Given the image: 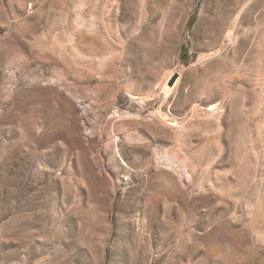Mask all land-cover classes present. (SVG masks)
<instances>
[{
  "label": "rangeland",
  "instance_id": "rangeland-1",
  "mask_svg": "<svg viewBox=\"0 0 264 264\" xmlns=\"http://www.w3.org/2000/svg\"><path fill=\"white\" fill-rule=\"evenodd\" d=\"M0 264H264V0H0Z\"/></svg>",
  "mask_w": 264,
  "mask_h": 264
},
{
  "label": "water",
  "instance_id": "water-1",
  "mask_svg": "<svg viewBox=\"0 0 264 264\" xmlns=\"http://www.w3.org/2000/svg\"><path fill=\"white\" fill-rule=\"evenodd\" d=\"M177 76L175 75L174 77L171 78L170 80V85L173 86L175 83H176V80H177Z\"/></svg>",
  "mask_w": 264,
  "mask_h": 264
},
{
  "label": "bare ground",
  "instance_id": "bare-ground-1",
  "mask_svg": "<svg viewBox=\"0 0 264 264\" xmlns=\"http://www.w3.org/2000/svg\"><path fill=\"white\" fill-rule=\"evenodd\" d=\"M170 88L172 89L173 88V86H170ZM215 105H213V106H210L209 108L210 109H214L215 107H214Z\"/></svg>",
  "mask_w": 264,
  "mask_h": 264
}]
</instances>
